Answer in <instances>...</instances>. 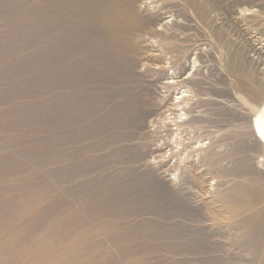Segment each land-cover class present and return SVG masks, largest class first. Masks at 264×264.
Returning <instances> with one entry per match:
<instances>
[{
    "label": "bare ground",
    "instance_id": "1",
    "mask_svg": "<svg viewBox=\"0 0 264 264\" xmlns=\"http://www.w3.org/2000/svg\"><path fill=\"white\" fill-rule=\"evenodd\" d=\"M4 1L13 6L11 14L0 11L8 36L21 31L28 34L32 28L29 25H25L26 30H18L23 25L21 21L26 20L36 21L41 32L49 28L46 37L55 57L52 69L57 85L49 103L43 102L40 107L49 108V116L62 112L64 116L56 125L65 129L68 123L63 120L72 119L73 112L77 123L83 124L82 136L94 135L101 142L92 146L84 138L79 148L63 150L74 132L68 128L50 138L46 145L33 134L19 136L7 125L4 130L8 133L0 129L7 134L5 139L0 134V264H190L182 260L189 251L200 256L194 264H222L212 256L219 246L216 238L222 226L228 227L233 242L246 255L247 264H264V84L256 80L260 77L255 79L252 73L242 71V58L238 56L234 65H228L229 55L223 56L227 71L234 77L236 96L243 103L240 110L232 112L227 101L217 102L210 121L189 118L191 109L186 107L200 88V81L181 77V71L186 69L183 62L187 45L177 42L176 54L168 50L167 55H172L168 56L167 64L166 55L158 60L155 57L161 54L151 50L156 41L172 47L169 40L176 36L178 26L173 25L178 16L171 12L172 0H3L1 4ZM182 1L197 17L205 8L200 1ZM234 2L237 5L244 1ZM23 3L31 4L29 10L21 9ZM208 37L210 47L225 48L221 34ZM86 38L101 55L96 57L101 61L102 74L97 91L92 94L83 91L81 95L85 103L95 100L93 110L82 107L75 113L70 100L76 96L74 91L73 96L70 94L62 73L77 66L75 53L82 52L79 42ZM3 39L0 34V41ZM8 52L11 51L1 52L0 56L9 57ZM61 56L74 59L62 64L58 58ZM173 91L175 97L169 99ZM92 111L97 112L95 128H90L89 123ZM202 123L210 124L213 130L204 132L210 143L200 150L203 153L197 164L215 175L217 181L216 189L207 191L209 199L196 204L188 194L178 195L180 191L174 181L165 175L166 171L162 172L166 166L162 160L168 154L164 150L177 145L172 130L177 132L180 127L192 125L195 130L194 126ZM234 138L237 142L235 139L232 143ZM90 149L108 154L94 155ZM171 150L167 156L170 161L176 157ZM17 152L26 154L27 164L22 163L24 157ZM78 157L80 163L72 164ZM36 161L39 165L34 164ZM176 162L173 166L179 171L181 160ZM106 167L118 169L119 176L106 175L101 170ZM118 178H124L125 182ZM102 184L107 186L103 188ZM161 188L166 195L165 215L179 216L181 227L167 221L162 228L148 225L149 222L142 227L122 223L124 217L133 213L139 216L147 211L152 213L155 207L144 205L146 198L140 194L148 192L149 200ZM115 201L119 203L112 206ZM172 203L174 209L170 210L167 207ZM199 212L203 213L200 217ZM224 258L220 260L229 264Z\"/></svg>",
    "mask_w": 264,
    "mask_h": 264
},
{
    "label": "rangeland",
    "instance_id": "2",
    "mask_svg": "<svg viewBox=\"0 0 264 264\" xmlns=\"http://www.w3.org/2000/svg\"><path fill=\"white\" fill-rule=\"evenodd\" d=\"M2 1L3 0H0V11H2L4 15L11 14L13 11V6L10 3L8 4L5 1L1 4ZM196 1L197 2L200 1L205 6L202 14L199 17H197L195 13L192 12V10H190V8L184 5L182 0H174V1L172 0V2L169 3V5H172V7L170 8L171 12L173 13L175 12L174 14L178 16L177 19L175 20L176 24H173L174 26L178 25L177 27L175 26L176 28L173 26L176 30L175 35L177 37L175 36L174 38L169 40V44H170L169 46H172V47H164L162 43H160L159 41H156L157 44L155 43V46L152 47V49L151 48L150 49L155 50L156 54L158 52H159L158 54H161L155 57L158 60L163 59V57L166 55L165 63L167 64L168 56L170 57L172 55L171 53H168L167 55L168 50L169 52L171 51L172 53H175L178 50L176 47L179 42L185 46L187 45L186 47H188V49L184 50V58L186 59H184L185 61L183 62V63L186 62L184 64L186 69L181 71V74H182L181 77L185 78L188 76L186 81H194V82L200 81V88L195 91V96H193V98L195 97V99L192 98V100L189 102L188 106L186 107V108L191 109V112H190L191 117L189 115L188 117L189 118L196 117V118H201V119L210 121L213 108H215V105H216L215 103L217 102L227 101L230 110L231 111L233 110L232 112L239 111L240 106L243 105L242 101L237 98L236 90H234L233 88V85H234L233 84V79H234L233 74L232 73L230 74L227 71L226 69L227 65L224 64L223 56L225 55V53L227 54V56L229 55V60L227 62L228 65H234L236 61L235 58L237 59L239 57L242 59L244 58L243 60L241 59L242 69H243L242 71L244 73L247 72V74L252 73L255 79L257 77H260V78H257L256 80L263 81L262 83L264 84V0H243L244 1L243 3L241 4L238 3L237 5L234 2L235 0H196ZM23 4L24 5L21 8L23 10L27 11L29 10V7H31L30 3L29 4L23 3ZM184 11H186L187 13ZM189 12H191V14ZM23 20H26V19H23ZM27 21L29 22V24L27 23ZM33 21L34 20H32L31 22L29 20L21 21L22 23H20V25L21 24L23 25H21L20 28H18V30L19 29L26 30L25 25L27 26L29 25L32 28H30L29 30L31 31H27V33L31 32V34L28 33V34L23 35V31H21L20 34L19 32H17L16 34H11V36H8L7 35L8 32L6 30L7 27L3 23H1V19H0V34L4 36V39L0 41V53L4 51H11L10 53L8 52L9 57L2 56L3 58H5L6 61L3 60V58L0 56L1 57L0 59L1 61L0 62V67H1L0 68V71H1L0 72V108H1L0 124L4 126L3 128H0V129L8 133V131L4 130V128L7 125V127L13 128V130L16 131V133L19 136H22V135L29 136V134H33L37 136V138L42 139L44 145L50 143V138L60 135V133H65V131L69 129L70 131H74V132L73 133L71 132V138L66 140V144L63 150L67 148L72 149L73 146H76L77 148H79L80 143L83 142L85 138L82 136L81 134L82 130L80 128V126H82L83 124L77 123L78 118L73 116V112L71 113L69 112L70 115L72 116V119H67L66 121L63 120L65 124L68 123V126H67L68 129L67 128L65 129V127L63 126L56 125V122L61 121L62 120L61 117L64 116L62 112H58V111L54 112L55 117L53 115L49 116V110H48L49 108L40 107L42 105L41 103L43 102L49 103V100H51L53 97V94H55L54 85L55 84L57 85V82L53 80V78L56 76V73H54L52 69L53 59H55V57L52 54L51 43L47 42L48 39L46 35H48L49 28H47L46 32H45V28L43 29V32H41L40 31L41 29L39 28V26L35 24L36 21L34 22ZM182 27H185L186 29L185 28L182 29ZM188 27L190 28V30L188 29ZM33 32L37 37L33 35ZM216 33L221 34V39L225 42L226 45H228L227 47L225 45V48L215 49L208 45L210 42L209 41L210 37L208 36H210V34L215 36ZM79 44L82 46V52L79 55L75 53V56H76L75 64L77 66L75 68H72L71 71H68V72L66 71L62 73V77L64 76V80L66 81L67 87L70 88V91H71L70 94L73 96L72 91H74V95L77 98V99L75 98L73 101L70 100L71 109L75 110V113L82 107H86L87 109L93 110L95 100L94 102L89 100L88 103H85V99H83L82 101L81 95H83V91H86L89 94L95 93L97 91V87H99V83H97L98 78L100 79V76L102 74L101 67H100L101 61L96 57V56L101 57V55L98 51H95L94 47H92L94 45L91 43V41L86 38L84 42L81 41L79 42ZM190 45L192 48L190 47ZM16 48H19L22 51ZM189 48L191 49L189 50ZM222 49L226 51L224 52ZM220 51H223V52H220ZM216 53H218L219 55ZM221 53H223V55ZM10 54L12 55L10 56ZM11 57H13L14 59ZM64 57L63 56L58 57L60 58V62H62V64H65L66 60L74 59V56H71L69 58L67 57L64 58ZM213 57H215V59ZM200 58L202 59L200 60ZM9 60L14 61V62H10ZM2 61H5V63ZM193 62L195 63L193 64ZM223 65L226 67H224ZM252 69L253 70L256 69V70L253 71ZM168 73H169L168 75H170L171 71H169ZM183 74L184 75L187 74V75L184 76ZM229 74H230V77H229ZM200 91L201 93H199ZM223 92L227 93V96H219ZM206 93L208 94L209 97H207ZM171 97L172 99L173 97H175L174 91L173 93H171L169 99H171ZM199 97L203 99H200ZM65 111L67 112V110H64V112ZM92 112H93V117L90 119L89 123L90 124L92 123L90 128H95L93 123L97 121V112L96 111H92ZM187 120L188 118L185 121ZM234 125L235 123L232 122L231 129H234L233 128ZM206 126L208 127V129H206L207 128ZM199 127L200 128L203 127L202 130L199 129ZM194 128L195 130L193 129V125H192V127H180L177 132L175 130H172V132L174 133L173 141L176 140L177 145L175 146V144H172L170 147L164 150L168 152V154H166L165 155L166 158L162 160L163 161L162 164L166 165L162 168L163 169L162 172L166 171L165 175L168 178H170L171 181H174V184L177 186L176 188L178 189V192L180 191L179 192L180 194L178 193L179 196H181V194H188L192 202L199 204L204 199L206 198L209 199L210 195L207 193L209 191L211 192L214 188L216 189L215 185H216L217 180L214 178L215 175H212L211 173H209L204 166L197 164V159L199 158V156H202V153H203L200 150L207 148L210 143L209 142L210 140L207 139V137L209 136H207V133H204L210 129V124L202 123V124H198V127L194 126ZM212 130L210 129L209 131H212ZM2 131H0V134L5 139L7 134L3 133ZM194 132L197 134L195 135ZM93 136L94 135L89 136V137L87 136L85 139H88L89 144L92 146L93 145L95 146L96 143L98 142L100 144L101 138L99 137L95 138ZM235 139L236 138H234V140L232 139L231 142L234 143ZM236 142H237V139H236ZM201 144H202V147H201ZM169 149H172L171 150L172 155L175 153V156H176L173 158L172 161H170V159L167 158V156H170L169 154L170 151H168ZM229 150L231 149L229 148ZM89 151L91 154L98 155V156H107L108 154L107 152L100 151L99 149H90ZM96 151L97 152L100 151V152L97 154ZM17 153L18 155H21L24 157V158H21L22 163L27 164L26 154L19 153V152ZM177 159L181 160L179 164L181 165L179 168V171H176L175 169L176 167H174L176 164H178L176 162ZM156 161L157 160H155V162ZM94 162H95V159H94ZM73 163L79 164L80 163L79 157L77 158L76 161L72 162V164ZM34 164L39 165L37 161ZM189 166L191 167L189 168ZM101 170L105 171L106 175L114 174L116 178L119 176V170L118 169L116 170L114 167H108V168L106 167L105 169L101 168ZM140 175L141 174H139V176ZM116 178H114V180ZM184 180L185 181L187 180V181L185 182ZM118 181H121V183H124L125 179L122 178L121 180L118 178ZM106 186L103 184L101 185V187L103 188H105ZM220 189L222 190V188ZM157 192H158L157 194L153 195L156 199L152 197L149 200H148V192H144L140 194L141 197L145 196L144 198H146V200L144 201V205L149 204V205H153L152 207H155V210L152 213L149 214L147 211L146 214L142 216L134 215L135 213H133L130 216L124 217L123 220L125 222H122V223L124 224L126 223L125 225L127 227H130V226L142 227V225H146V223L149 222L148 225H153V227H156V228H162V227L167 226V222H168L169 224H172V225L177 224L179 227H181L180 225L181 219L179 216L178 217L174 216L170 218V216L165 215L164 203H165L166 195H165L164 189L162 188L158 189ZM138 197H139V194H138ZM118 203H119L118 201H115L112 203V206ZM167 208H169L170 210L174 209L173 203L170 204ZM199 213H202V212H199ZM201 215H203V213L199 214L198 216L200 217ZM109 222H112V220L109 219ZM187 224L188 223H186L185 225ZM225 231H227L228 233ZM217 236L218 237L216 239H217V244L219 246L214 248L213 250L214 253L212 254L213 258H215L217 262H221L222 264H224L225 262L221 260H223V257L225 256L224 260L227 261L228 259L229 264H247L246 260L248 259H246L247 258L245 257L246 255L245 254L242 255L240 248L237 247V244H235V240L233 242L234 238L230 236V232L227 226H222V228L220 227ZM229 239H230V242L228 241ZM231 242H232V245H231ZM224 246L227 249L224 248ZM219 247L221 250H219ZM199 257L193 251H189L186 254V257L183 258L182 260L189 262L190 264H194ZM204 257L205 256H201V258H204Z\"/></svg>",
    "mask_w": 264,
    "mask_h": 264
}]
</instances>
